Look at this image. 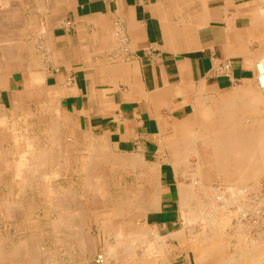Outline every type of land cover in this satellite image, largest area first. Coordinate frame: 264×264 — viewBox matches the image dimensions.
I'll use <instances>...</instances> for the list:
<instances>
[{
  "label": "crops",
  "instance_id": "1",
  "mask_svg": "<svg viewBox=\"0 0 264 264\" xmlns=\"http://www.w3.org/2000/svg\"><path fill=\"white\" fill-rule=\"evenodd\" d=\"M0 44V66H12L0 74L1 92L29 90L35 95L46 90L48 100L70 117L74 128L108 149L88 154L86 179H99L93 173L98 164L134 173L135 180L128 184H122L119 176L120 185L128 187L125 198L109 191L90 210L87 198L80 205L74 217L99 220L95 236L87 222L54 232L63 251L59 264H95L91 259L96 252L104 255L109 250L107 264H145L139 257L150 251L153 255L147 253L146 264H264L262 239L250 232L244 253L226 246L217 257H201L199 250L206 246L186 241L199 232L185 224L181 191L198 184L185 179L187 164L173 166L168 149L170 139L185 134L184 126H203L206 107L213 114L214 109L228 106L224 119L228 126L234 123L231 134L242 133L245 125L255 122L259 137L264 91L256 65L264 58V0H0ZM248 127L246 132L255 129ZM50 138L45 148L61 146L52 134ZM108 153L118 155L119 166L109 164ZM47 169L48 177L57 173ZM260 172L255 188L264 176V169ZM96 186L95 191L103 193ZM123 202L133 204L129 215L122 217L129 224L123 233L128 239L144 233L146 241L132 238L127 258L118 259L114 224L120 221L117 209ZM60 203L53 206L59 225L65 223ZM137 229L143 232L138 234ZM22 243L19 252L26 249V257L32 250L36 258L35 249ZM2 252L0 247V258L5 256Z\"/></svg>",
  "mask_w": 264,
  "mask_h": 264
},
{
  "label": "rangeland",
  "instance_id": "2",
  "mask_svg": "<svg viewBox=\"0 0 264 264\" xmlns=\"http://www.w3.org/2000/svg\"><path fill=\"white\" fill-rule=\"evenodd\" d=\"M1 55L0 51V63L3 62ZM19 56L21 57L22 53H19ZM11 67L0 66V74L6 70H11ZM19 70H22V68L19 67ZM48 99L46 90L38 91L35 95L33 93L31 94L29 90L19 91V93L14 95H6L0 91V116L3 118V121H0V247L3 251L2 253L5 255L4 258H0V264H59V262L63 260V251H59L60 249L58 250V242L55 240L56 234L54 232H63L65 226H67V228H70V226H80L81 224L84 226V223L87 222V228L90 235L92 234L95 236L98 232L99 220L91 218L81 220L78 217H74L78 214L80 205H84L85 198H87L88 209L90 210L94 208L96 206V202L107 195L109 191L115 197L122 195L125 198L129 194L128 187H124L122 184L132 183L135 180V177L132 175L134 174L133 172L122 171L121 169L118 171H110L106 168L107 164H98L94 167L93 173L99 177L97 181L94 180V182H92V180L86 179L87 176L84 171V163L87 160L89 152L95 151L96 149L101 150V148H105L106 151L108 149L102 142H99L94 137L89 136L86 132H82L74 128L70 117L62 113L59 108L55 106L54 102ZM17 102L19 106H14ZM200 126H202V124H200ZM190 128L194 127L189 126V129ZM51 134L61 144L59 147L58 145L53 147V152L56 157L53 161L54 164L51 163L49 166L50 171L53 169L56 170L57 173L55 175L52 174L53 176L51 175L45 179L29 180L21 188L19 180L15 178V165L19 159V154L26 151V146H24L25 139H32L34 144H37L38 142L37 146L39 148H45L47 145L49 146V143L51 142ZM192 155L194 154H189L187 158L188 171L185 175V179H189V181L192 179V183L194 182L198 184V186L195 187L196 190H194V193L199 195V202H202L203 204L205 203L206 207L203 211L208 210L207 206L210 208L214 206L215 208L211 209L214 210L211 213V216L214 215L217 218L219 217V214L220 217H224L225 212V217H228L230 222H234L231 223L230 226L233 227L232 232L235 234H232L231 238L229 237L230 240H228L225 236L226 240L230 243L228 244V249L238 252L241 250L239 246L246 248V244H248L246 243V239L248 238L247 236H250L248 235V232H250L254 238H260L262 239L261 241H264V224H262L264 223V176L256 184L257 187L255 190L251 191L249 188L251 185H245L244 190L246 189L247 193H243L244 198L238 200L240 203L236 202L235 205H239L243 208L246 201L248 206L244 207L245 210L242 209L244 215H242L241 211L237 214V207L233 204L227 207H221L223 203L221 197H224V193H226L224 192L226 189L225 182L217 177H210L203 182V180L200 181L198 177L195 178L189 175L191 171L194 172L193 167L199 163L198 158H196L195 155ZM108 156L110 159L109 164L116 166L117 163H115V159L118 155L108 153ZM120 156L130 158L131 155ZM61 157L62 159L58 160V158ZM129 163L127 162L126 165L133 164L131 162ZM136 163L137 164L135 165H140L139 162ZM120 175H122L121 185L119 179ZM154 177L155 172L152 171L151 179L154 180ZM193 178L196 180L193 181ZM97 184L103 189V193L95 191ZM109 185L111 186L109 187ZM120 186L122 188H120ZM209 187L216 189V192L211 190H206V192L205 189ZM130 188L132 191L135 190V187ZM48 191L52 192V196L48 195ZM54 196L57 198L56 201ZM244 199L246 200L244 201ZM57 201H61L62 203H60V205L65 208L62 212H64L65 218L63 219L66 224H63L62 221L59 225L58 218H54L55 208L53 206L57 203ZM198 201L196 198H191V201L188 203L191 207H195L198 206V204H201ZM15 202L16 204L24 205V208L19 210V205H16ZM185 206L186 210H188V204H185ZM216 207H219V209H216ZM250 211L255 212L251 213ZM202 214L205 215H201V220L198 219V217L195 219L196 222L193 221L185 223L190 227L192 226L196 233L200 232L201 229V232L195 235L196 237L204 238L206 233L208 237H210L213 235L211 234V231H214V229L210 230L213 228V226L210 225L214 224L208 223L209 221L206 219L209 216V213L207 214V212H205ZM249 214L251 217H249ZM234 216L236 217L234 218ZM257 217L258 219H256ZM237 218H239V220ZM247 219L248 221H246ZM255 222L258 225L255 224ZM196 223L200 226L196 225ZM235 223H243L241 232H234L235 227L233 224L236 225ZM218 233L219 232L217 231V234ZM236 234L237 236L242 235L243 237H238V239L236 238ZM243 234L247 235L244 236ZM32 239L33 241H31ZM237 239L240 241V244ZM20 242H23L22 244H27L30 249L33 247L36 251L37 257L35 259L33 258L32 254L34 252L32 250L27 251L26 253L28 255L24 257L26 249L20 250L19 252ZM234 243L237 245L235 244V246H233ZM142 252L143 250L141 253ZM96 253L99 254L100 252L97 251ZM30 257H32V259ZM94 258L92 257L91 259L92 263H95Z\"/></svg>",
  "mask_w": 264,
  "mask_h": 264
},
{
  "label": "bare ground",
  "instance_id": "3",
  "mask_svg": "<svg viewBox=\"0 0 264 264\" xmlns=\"http://www.w3.org/2000/svg\"><path fill=\"white\" fill-rule=\"evenodd\" d=\"M3 74V73H2ZM257 82V81H256ZM256 84V83H255ZM259 84V83H258ZM261 91H264V88H261ZM230 99V98H229ZM224 104H226L224 102ZM230 105V103H227ZM222 105V104H221ZM227 106V105H226ZM247 106V105H246ZM225 107V106H224ZM227 110H229L228 106L227 108H225ZM224 108H216L214 109V112L212 114V110H208L207 107L205 108L204 113V124L203 126H194L192 124H189L190 127H194V128H190L189 126H184V131L185 134H182V136L180 138L177 139H170L169 143H168V149L170 150V159L172 161L173 166H181L184 163L188 164L187 162V158L189 156V154H194L196 156V158H198V165H196L195 167H193V171H191V173L189 174L191 177H198V179H200V181L203 180V182L210 178V177H217L220 180H222L223 182H225L226 184V189L224 190V197H221L222 199V205L221 207H227L229 205H235V203H240L238 202V200H240L241 198L243 199V193H247V190L245 188L247 185V183L252 182L251 187H249L252 190H255L256 188L253 185V182H256L257 178H260L261 169H264V167H261V164H264V123L259 125L262 129L261 133L259 134V137L256 138L255 134L257 129L255 127V122L250 124L251 126L255 127V129L253 128L252 131L246 132V127L250 126V125H245L243 127V132L239 133V134H231L230 130H233L234 127V123L230 124V126H228V122L225 121L224 119V114L228 115L229 112H227V110H225ZM241 109V108H240ZM1 111V110H0ZM17 111V110H16ZM226 111V112H225ZM5 113V112H4ZM28 113V112H27ZM238 113V112H236ZM32 115V114H31ZM4 116V115H3ZM11 116V115H10ZM9 116V118H10ZM6 118V117H5ZM22 118V117H21ZM8 119V118H7ZM18 119V118H17ZM228 119V118H227ZM19 120V119H18ZM0 121H3V118L0 116ZM252 121V120H251ZM17 123V122H16ZM198 124V123H197ZM201 124V123H200ZM11 125V124H10ZM206 125V126H205ZM39 126V125H38ZM229 129H227L228 127ZM232 127V128H231ZM35 128V127H34ZM40 128V127H39ZM245 128V129H244ZM249 128V127H248ZM11 130V129H10ZM194 130V131H193ZM13 132V131H12ZM19 132V131H18ZM181 132V131H179ZM180 134V135H181ZM235 135V136H233ZM18 136V135H17ZM24 137V136H23ZM15 138V137H14ZM24 139V138H23ZM24 141V140H22ZM35 141V140H34ZM15 142V141H14ZM55 142L59 141L55 140ZM26 146V151L22 152L19 154V159L16 162L15 165V178L17 180H19L20 182V187L22 188L29 180H33L36 178H41V179H45L48 177V175L45 173V170H47V167H49V165H51L50 163L53 161V157L55 155H53V150L51 147L47 148H38L36 144H34L33 140L26 138L24 141ZM46 143V142H45ZM23 144V143H22ZM21 144V145H22ZM23 146V145H22ZM52 146V145H51ZM47 147V146H46ZM53 147V146H52ZM59 147V146H58ZM23 150V148H22ZM88 153V152H87ZM91 153V152H89ZM6 154V153H5ZM100 155V154H99ZM192 155V156H194ZM5 156V155H4ZM77 156V155H76ZM56 157V156H55ZM91 157V155L89 156ZM96 159V158H95ZM168 159V158H167ZM138 160V158H137ZM137 160H133V162L135 163ZM169 161V159H168ZM169 163V162H168ZM86 165V163H84ZM119 166V164H117ZM125 165V164H124ZM78 166V165H77ZM184 166V165H183ZM85 167V166H84ZM188 167V166H187ZM172 168V167H171ZM175 168V167H174ZM173 168V169H174ZM192 168V167H191ZM181 171V170H180ZM140 172V171H139ZM55 173V172H54ZM14 174V172H13ZM213 175V176H212ZM96 176V175H95ZM180 176V175H179ZM50 177V176H49ZM62 177V176H61ZM94 177V176H93ZM147 178V177H146ZM195 178H193V180H196ZM91 179V178H90ZM92 180V179H91ZM192 180V179H191ZM64 183V182H63ZM153 183V182H152ZM30 184V183H29ZM221 184V183H220ZM257 184V183H256ZM188 185V184H187ZM203 185V184H201ZM223 185V184H222ZM198 186V185H197ZM219 186V185H218ZM221 187V186H220ZM222 188V187H221ZM52 189V188H51ZM178 189V187H177ZM203 189V188H202ZM223 189V188H222ZM54 190V189H53ZM59 190V189H58ZM103 190V189H102ZM179 190V189H178ZM193 190L196 189H192V185H188V187H185L183 189L184 193H181V195L183 196V198L181 199L182 203L188 204V210L184 211L185 212V217L186 223L189 222H193L195 221V219H200L201 215H205L202 213L207 212L206 215L208 216L206 219L209 221L208 223H212L214 225H210L213 226V228H211L210 230L213 235H209L210 237H208L207 233L205 234L204 238H199L196 236H191L188 239H186V241L189 244H200L205 245L206 247L203 249H200V256L201 257H205L208 258L209 255L212 254V256H219L221 254V252L224 250V247L227 248L226 246H228L229 241L226 240L225 236L227 237L228 240H230L232 234H235L232 232V226H230L231 223L234 222H230L228 217H225L226 214L224 212V217H220V215L218 214L219 217H215L214 215L211 216L212 212L214 210L215 207L212 206L211 208L207 206L208 210L203 211V209H205L206 205L205 203L203 204L202 202H199V195H196V193L193 192ZM215 191L216 189H212V187L206 188L205 191ZM98 191V190H97ZM206 191V192H207ZM99 193H101V191H98ZM196 192V191H195ZM205 192V193H206ZM179 193V192H177ZM199 193V191H198ZM202 193V192H201ZM200 193V194H201ZM220 194V193H219ZM264 194V193H263ZM150 195V193H149ZM222 195V193H221ZM148 196V195H147ZM153 196V195H152ZM178 196H180V194H178ZM195 196V197H194ZM151 197V196H149ZM181 197V196H180ZM179 197V198H180ZM258 197V195H257ZM264 197V196H263ZM191 198H196L197 201L201 204H198V206L195 207H191L189 205V201H191ZM249 198V197H248ZM220 199V200H221ZM247 199V198H246ZM244 199V201L246 200ZM250 199V198H249ZM179 200V199H178ZM193 200V199H192ZM254 200V199H253ZM256 200V199H255ZM10 201V200H9ZM249 201V200H248ZM257 201V200H256ZM12 202V201H10ZM195 203V202H194ZM212 203V202H211ZM217 203V202H216ZM242 203V202H241ZM16 204V202H15ZM14 204V205H15ZM179 204V203H178ZM191 204V203H190ZM221 204V203H220ZM218 204V205H220ZM264 204V203H263ZM19 205V204H16ZM180 205V204H179ZM193 205V202H192ZM197 205V204H196ZM203 205V206H202ZM212 205V204H211ZM214 205V204H213ZM23 206V205H21ZM111 206V205H110ZM133 206V204L128 203L125 204L123 202V204L119 205L118 209H117V214L120 218V221L114 224L115 228L118 230V240L116 243V247L118 248V252L115 253L114 255H116L115 257L118 259H123V258H127L128 256V251L131 250V248H129V240H131L132 238L135 240V238L137 239V241L143 243L144 241H146V236L143 234H139L143 231H140V229L137 233L139 234V239L138 236L137 237H131L128 239V235L125 236V234L123 233L125 230V225L128 224L127 220H123L122 217L123 215H129L128 214V209H130ZM187 206V205H186ZM184 206V207H186ZM236 206V205H235ZM248 206V204H244V207ZM255 206V205H254ZM253 206V207H254ZM259 206V205H258ZM2 207V205H1ZM15 207V206H14ZM63 207V206H62ZM233 207V206H232ZM237 214L238 212H242V215H244L243 208H241V206L237 205ZM235 207V208H236ZM182 208V207H181ZM230 208V207H229ZM256 208V207H254ZM216 209H219V207ZM250 209V208H249ZM63 210V209H62ZM225 210V209H224ZM248 210V209H247ZM260 210V208H259ZM4 211V210H3ZM49 211V210H48ZM135 212H138V208H136V210H134ZM216 211V210H215ZM257 211V210H256ZM40 212V211H39ZM223 212V211H221ZM219 212V213H221ZM251 212V211H250ZM255 212V211H254ZM253 211L251 213H254ZM50 213V212H49ZM182 213V212H181ZM217 213V212H215ZM231 213V212H230ZM234 213V212H233ZM259 213V212H258ZM229 214V213H228ZM236 214V213H235ZM241 214V213H240ZM239 214V215H240ZM246 214V213H245ZM45 215V214H44ZM223 216V214H222ZM238 216V215H237ZM236 216H234L235 218ZM249 217H251V215L249 214ZM253 217V216H252ZM256 217V216H255ZM216 218V220H215ZM240 218V217H239ZM239 218H237L239 220ZM244 218V217H243ZM119 219V218H118ZM258 219V217L256 218ZM261 219V218H260ZM264 219V218H263ZM201 220V219H200ZM231 220V219H230ZM250 220V219H249ZM118 221V220H117ZM213 221V222H212ZM232 221V220H231ZM248 221V219L246 220ZM257 221V220H256ZM196 222V221H195ZM194 222V224H195ZM200 222V221H198ZM236 222V221H235ZM245 222V221H244ZM252 222V221H251ZM185 223V224H186ZM246 223V222H245ZM260 223V222H259ZM102 224V223H101ZM105 224V223H104ZM131 224V223H130ZM184 224V225H185ZM236 224V223H235ZM243 224V223H242ZM241 223L240 224H236L233 226L235 227L234 232H241V229L243 227ZM255 224H257L255 222ZM264 224V223H262ZM129 225V224H128ZM128 225L126 227H128ZM196 225H198L196 223ZM205 225V224H204ZM203 225V226H204ZM247 225V224H246ZM245 225V226H246ZM258 225V224H257ZM200 226V225H198ZM209 226V227H210ZM132 227V224L131 226ZM187 227V226H186ZM190 227V226H189ZM192 227V226H191ZM194 227V226H193ZM202 227V226H201ZM248 227V226H247ZM253 227V226H252ZM257 227V226H256ZM140 228V227H139ZM142 228V227H141ZM258 228V227H257ZM263 228V227H262ZM97 229V228H96ZM130 229V228H129ZM186 229V228H185ZM209 229V228H208ZM218 229V230H217ZM251 229V228H250ZM188 230V229H187ZM192 230V229H190ZM203 230V229H202ZM219 232L217 234V231ZM261 230V229H259ZM255 231V230H254ZM262 231V230H261ZM201 232V229H200ZM199 232V233H200ZM207 232V231H206ZM157 233V232H156ZM204 233V232H203ZM243 233V231H242ZM249 233V232H248ZM247 233V234H248ZM260 233V232H259ZM262 233V232H261ZM187 234V233H185ZM196 234V233H195ZM194 234V235H195ZM202 234V233H201ZM241 234V233H240ZM238 234V235H240ZM246 234V235H247ZM109 235V234H108ZM135 235V234H132ZM244 235V234H243ZM244 235V236H246ZM181 236V235H180ZM201 236V235H200ZM224 236V237H223ZM237 236V234H236ZM261 236V235H260ZM222 237V238H221ZM230 237V238H229ZM234 237V236H233ZM241 238L243 237L241 236H237L236 238ZM248 237V236H247ZM32 238V237H30ZM156 238V237H155ZM238 238V239H239ZM246 238V237H245ZM250 238V236H249ZM237 239V240H238ZM242 240V239H241ZM255 240V239H254ZM32 241V240H31ZM132 241V240H131ZM244 241V240H243ZM134 242V241H132ZM232 242V241H231ZM245 242V241H244ZM261 242V244H263L264 246V241H259ZM259 242H256L257 244H260ZM29 243V242H28ZM31 243V242H30ZM136 243V241H135ZM138 243V242H137ZM136 243V244H137ZM145 243V242H144ZM238 243L240 244V241L238 240ZM140 244V243H139ZM147 244V243H146ZM150 244V242H149ZM236 243H234L233 246H235ZM242 244V241H241ZM256 244V245H257ZM131 245V244H130ZM135 245V244H134ZM133 245V246H134ZM237 245V244H236ZM247 245V244H246ZM132 246V247H133ZM150 246V245H149ZM231 246V245H230ZM239 246V245H238ZM254 247V245H252ZM259 246V245H258ZM258 246L254 247V248H258ZM112 247V246H111ZM211 247L213 248V252L211 251ZM241 253L245 252V247H241ZM238 247V248H239ZM116 248V249H117ZM162 248V247H161ZM235 248V247H234ZM129 249V250H128ZM182 249V248H181ZM210 249V250H209ZM236 249V248H235ZM59 250V249H58ZM115 250V249H114ZM228 250V249H227ZM238 250V249H237ZM240 250V249H239ZM254 249H251V252ZM257 250V249H256ZM150 251V249H149ZM226 251V250H224ZM144 253H146L145 251H143ZM142 252V253H143ZM143 253V254H144ZM148 253V252H147ZM146 253V256H147ZM150 254L152 253L151 251L149 252ZM148 253V254H149ZM1 254V253H0ZM13 254V253H12ZM100 254V253H99ZM131 254V252H130ZM247 254V253H246ZM246 254H243L244 256ZM255 254V252H254ZM257 254V253H256ZM3 255V254H2ZM98 255V254H97ZM96 255V256H97ZM112 253L109 250L107 253H104V255L102 254L100 258H102V261H104V264L106 263L105 259L108 257H111ZM153 255V254H151ZM159 255V254H158ZM157 255V256H158ZM230 255H232L230 253ZM251 255V254H250ZM259 255V254H258ZM142 256V255H139ZM144 256V255H143ZM142 256V257H143ZM145 256V257H146ZM141 258V262H145V264L148 262L147 261V257L145 258ZM155 257V256H154ZM232 257V256H231ZM236 257V256H235ZM32 259V257H30ZM76 258V257H75ZM134 258V257H133ZM132 258V260H133ZM244 258L241 256V259ZM247 258V255H246ZM252 258H256V257H252ZM35 259V258H34ZM137 259V258H136ZM227 259V258H226ZM88 260V259H87ZM139 260V259H138ZM240 260V259H239ZM236 258V261H239ZM234 261V260H233ZM66 262V261H65ZM138 262V261H137ZM143 262V263H144ZM156 262V261H155ZM242 262V261H241ZM240 262V264H241ZM245 261H243L242 264H244ZM101 264V263H100ZM107 264V263H106ZM132 264V263H131ZM138 264V263H137ZM226 264V263H225ZM236 264V263H235ZM239 264V263H238ZM257 264V263H256Z\"/></svg>",
  "mask_w": 264,
  "mask_h": 264
},
{
  "label": "built area",
  "instance_id": "4",
  "mask_svg": "<svg viewBox=\"0 0 264 264\" xmlns=\"http://www.w3.org/2000/svg\"><path fill=\"white\" fill-rule=\"evenodd\" d=\"M256 70H257V81L259 83V86L261 88H264V58L256 65ZM102 254H98L97 256H95L94 258V262L96 264L102 263V258L101 257Z\"/></svg>",
  "mask_w": 264,
  "mask_h": 264
}]
</instances>
